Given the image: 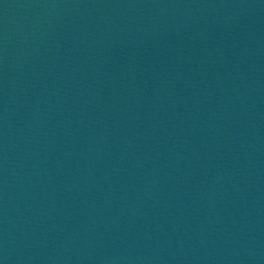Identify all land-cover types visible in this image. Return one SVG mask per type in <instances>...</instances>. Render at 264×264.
I'll return each mask as SVG.
<instances>
[{
    "label": "water",
    "instance_id": "obj_1",
    "mask_svg": "<svg viewBox=\"0 0 264 264\" xmlns=\"http://www.w3.org/2000/svg\"><path fill=\"white\" fill-rule=\"evenodd\" d=\"M0 264H264V0H0Z\"/></svg>",
    "mask_w": 264,
    "mask_h": 264
}]
</instances>
